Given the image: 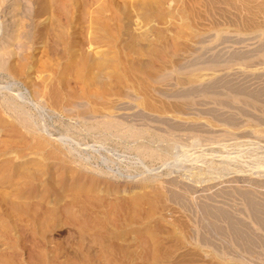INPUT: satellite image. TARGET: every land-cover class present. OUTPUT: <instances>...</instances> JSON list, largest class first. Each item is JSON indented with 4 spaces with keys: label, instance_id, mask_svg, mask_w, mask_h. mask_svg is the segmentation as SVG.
Instances as JSON below:
<instances>
[{
    "label": "rangeland",
    "instance_id": "rangeland-1",
    "mask_svg": "<svg viewBox=\"0 0 264 264\" xmlns=\"http://www.w3.org/2000/svg\"><path fill=\"white\" fill-rule=\"evenodd\" d=\"M1 4L0 264H264V0Z\"/></svg>",
    "mask_w": 264,
    "mask_h": 264
},
{
    "label": "bare ground",
    "instance_id": "bare-ground-1",
    "mask_svg": "<svg viewBox=\"0 0 264 264\" xmlns=\"http://www.w3.org/2000/svg\"><path fill=\"white\" fill-rule=\"evenodd\" d=\"M4 0H0V6L2 5L1 3L3 2ZM4 8V7H3ZM3 11V9H0V12H2ZM4 12V11H3ZM5 17H8V24H7V26H9V30L8 31H10V30H12V28L14 27V9H10L9 11H6L5 10ZM7 31V32H8ZM13 31V30H12ZM11 38V34H9V33H5V35H4V37L0 40V47H3L4 45H6V44H9V43H11L10 41H8L9 39ZM215 87H217V85H214L212 88H215ZM248 204L250 205V208H251V213H252V216H254V218L256 219V221L259 223V224H261L262 225V227H263V225H264V219H263V217L260 215V207L256 204V202L255 201H253V200H251L250 198L248 199ZM223 217H225L227 220H228V222H229V226H230V228L232 229V231H233V233L235 234V235H237L238 236V231L236 230V227H238L237 226V223L230 217V215H228V214H226L225 213V215L223 216ZM237 232H236V231ZM243 230V229H242ZM221 231H223L222 229H221ZM244 231V230H243ZM226 232V231H225ZM245 232H246V230H245ZM241 233V232H240ZM247 233V232H246ZM245 233V234H246ZM249 234V233H248ZM252 237V236H251Z\"/></svg>",
    "mask_w": 264,
    "mask_h": 264
}]
</instances>
